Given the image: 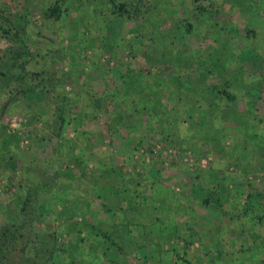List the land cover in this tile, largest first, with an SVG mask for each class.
<instances>
[{
	"label": "rangeland",
	"instance_id": "1",
	"mask_svg": "<svg viewBox=\"0 0 264 264\" xmlns=\"http://www.w3.org/2000/svg\"><path fill=\"white\" fill-rule=\"evenodd\" d=\"M0 264H264V0H0Z\"/></svg>",
	"mask_w": 264,
	"mask_h": 264
},
{
	"label": "trees",
	"instance_id": "2",
	"mask_svg": "<svg viewBox=\"0 0 264 264\" xmlns=\"http://www.w3.org/2000/svg\"><path fill=\"white\" fill-rule=\"evenodd\" d=\"M12 233V232H11ZM13 234V233H12Z\"/></svg>",
	"mask_w": 264,
	"mask_h": 264
}]
</instances>
